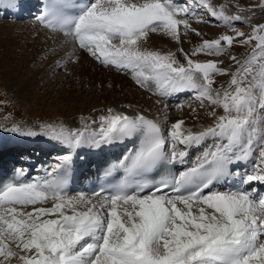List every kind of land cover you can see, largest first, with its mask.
<instances>
[{"label":"snow or ice","instance_id":"1","mask_svg":"<svg viewBox=\"0 0 264 264\" xmlns=\"http://www.w3.org/2000/svg\"><path fill=\"white\" fill-rule=\"evenodd\" d=\"M11 6L12 0H0V8ZM226 7L217 9L211 0H191L183 7L175 0H91L83 5L50 0L38 17L44 28L70 37L74 48L104 67L129 73L154 95L195 92L200 107H211L206 115L212 123L193 130L180 119L166 129L143 113L107 108L96 118L81 116L82 127L57 122L41 124V133L8 129L43 134L69 152L126 141L136 147L118 165L123 175L110 189L70 194L72 156L65 155L48 178L0 191V264H264V197L254 198L250 189L216 188L238 175L235 166L253 156L251 172L239 182L264 183V23L251 25V16L226 14ZM198 8L233 35L203 39L191 55L179 48L185 62L174 52L146 47L150 33L177 44L189 33L202 36L190 23ZM235 22L250 24L251 34L235 28ZM253 41L245 59L231 55L234 44L244 47ZM201 55H227L237 67H222L223 59H193ZM80 59L74 50L66 63ZM217 76L230 77L227 87H214ZM208 141L212 147L194 166L178 174L168 169L156 182L149 179L169 165L185 164L189 151Z\"/></svg>","mask_w":264,"mask_h":264},{"label":"bare ground","instance_id":"2","mask_svg":"<svg viewBox=\"0 0 264 264\" xmlns=\"http://www.w3.org/2000/svg\"><path fill=\"white\" fill-rule=\"evenodd\" d=\"M175 2L181 7L191 4L190 0H186V3L183 0H175ZM211 3L219 9V3L215 0H211ZM0 11V16L7 17L9 14L6 7L0 8ZM197 12V19L208 21L207 23H198L197 19L190 20L192 27L202 33L201 37L189 33L183 39L182 44H177L167 36L150 33L146 47L151 50L169 52L178 47L183 49L191 48L192 45L196 47V44L202 43L203 39L217 38L220 30L212 25V17L206 10L198 8ZM69 38L62 33H55L44 28L37 19L28 18L12 23L0 19V73L6 75L11 83V88L26 99L35 100L40 94L39 90H43L45 94L40 98L45 100L46 105H49V110L57 109L61 112L59 119L46 120V122L41 120L40 123L37 122L38 124L32 122L17 125L3 123L0 126V139L1 137L11 138L13 143L24 140L37 141L40 147L49 149V145L54 140L48 136L43 134L28 136L8 129L19 126L25 131L31 129L41 133V124L57 122H63L70 128L82 127L81 116L96 118L105 114L107 108H113L126 114L143 113L149 118L160 121L166 129L180 119H183L186 126L193 130H199L202 126L212 123V118L206 115L211 107H200L195 98V92L190 97V101L186 103L181 101L183 92L169 97L154 95L137 86L129 73L104 67L83 50L75 51L76 55L81 58L79 63H66L74 51L65 48L66 39ZM53 49L55 54H53ZM229 51L231 55H235L231 50ZM218 59L224 60L222 67L231 68L233 65L227 55ZM56 61H59L61 66H58ZM64 71L67 74L63 73ZM229 79L230 77L226 76L223 78L224 87H227ZM177 105L184 107L180 109ZM165 106H167L166 109ZM192 109L196 111L193 112ZM217 111L222 114V109H217ZM165 116H167L166 122ZM212 143V141H208L206 145L190 150L186 160L192 156V152L208 151V147H212ZM126 144L127 141L102 145L95 149L101 151L108 146L109 149L116 150ZM91 150L93 149L86 147L68 154L72 158H78ZM254 162L255 156L249 159L251 167ZM47 167L48 165L43 166L44 169Z\"/></svg>","mask_w":264,"mask_h":264},{"label":"rangeland","instance_id":"3","mask_svg":"<svg viewBox=\"0 0 264 264\" xmlns=\"http://www.w3.org/2000/svg\"><path fill=\"white\" fill-rule=\"evenodd\" d=\"M215 1L220 5L223 4L227 6L226 14L229 15L241 14L245 16H251V25L264 23V7H261V5H264V0H215ZM236 5H239L241 8L250 9L251 11L238 13ZM212 25L218 27V29L220 30L221 34L219 33L218 37L222 34L233 35V32L229 27L221 26L219 25L218 22L217 25H215V23H212ZM251 25L248 24L247 22H243V23L240 22V23H235L234 27L240 31L251 34L252 32ZM197 45L199 44H196V46ZM72 46H74V44H70V47ZM70 47L68 45H65V48L67 50L68 49L70 50ZM254 47H255V41H253L251 45L244 47H240L234 44L230 50L239 59L243 60L245 59L243 57H247L251 53ZM194 48L196 47L192 45L191 48L189 47L187 49H184V51L189 53V55H191ZM178 49L179 47L176 48L175 50H170V51L176 53V56L181 60V62H185L182 53H180ZM160 52L167 53V51L164 50H161ZM193 59H198L203 61L207 59H218V58L201 55V56L193 57ZM236 67L237 66L233 63L231 69L234 70ZM63 73H66V71H64ZM224 77L225 76H217L215 78L216 84L214 85V87L220 88V86L223 85L224 83L222 82ZM10 84L11 83L9 82L7 76L4 75L3 73H0V126L3 125V123H10L13 125L14 124L17 125V124H25V123L28 124L32 122L38 124L37 122L40 123L41 120H45L44 122H46V120L47 121L51 119L57 120L60 118L61 115L60 111H58L57 109L50 111L48 107L49 105L45 104V100L44 99L41 100L40 97L43 94H45L43 90L41 89L39 90L40 94L38 98H35V100L33 99L30 100V99H26V97H24L22 94L13 90ZM12 264H17V261L13 260Z\"/></svg>","mask_w":264,"mask_h":264}]
</instances>
